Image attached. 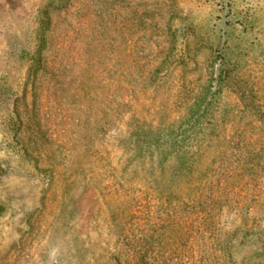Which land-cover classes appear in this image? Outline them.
<instances>
[{"label":"rangeland","instance_id":"1","mask_svg":"<svg viewBox=\"0 0 264 264\" xmlns=\"http://www.w3.org/2000/svg\"><path fill=\"white\" fill-rule=\"evenodd\" d=\"M0 264H264V0H0Z\"/></svg>","mask_w":264,"mask_h":264}]
</instances>
